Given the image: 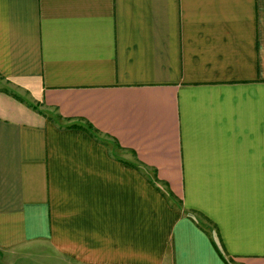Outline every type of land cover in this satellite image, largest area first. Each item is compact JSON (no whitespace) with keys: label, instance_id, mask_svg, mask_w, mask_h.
I'll list each match as a JSON object with an SVG mask.
<instances>
[{"label":"crops","instance_id":"1","mask_svg":"<svg viewBox=\"0 0 264 264\" xmlns=\"http://www.w3.org/2000/svg\"><path fill=\"white\" fill-rule=\"evenodd\" d=\"M0 264H264V0H0Z\"/></svg>","mask_w":264,"mask_h":264}]
</instances>
